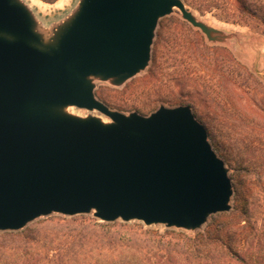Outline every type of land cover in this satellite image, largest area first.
<instances>
[{
	"label": "water",
	"instance_id": "obj_1",
	"mask_svg": "<svg viewBox=\"0 0 264 264\" xmlns=\"http://www.w3.org/2000/svg\"><path fill=\"white\" fill-rule=\"evenodd\" d=\"M175 9L211 42L234 36L184 0H79L49 29L24 0H0V232L54 213L194 231L232 210L229 169L190 106L125 114L96 95L97 80L148 68Z\"/></svg>",
	"mask_w": 264,
	"mask_h": 264
},
{
	"label": "rangeland",
	"instance_id": "obj_2",
	"mask_svg": "<svg viewBox=\"0 0 264 264\" xmlns=\"http://www.w3.org/2000/svg\"><path fill=\"white\" fill-rule=\"evenodd\" d=\"M24 1L46 29L64 20L79 3V0ZM189 9L201 20L234 36L226 42H211L200 29L182 17L179 9H175L159 22L152 59L146 70L121 86L96 81L97 97L113 110L125 114L150 115L161 106H190L197 119L206 125L211 144L229 169L234 188L232 210L212 215L200 229L192 231L168 228L163 224L146 225L138 220L115 221L156 231L167 238H174L180 232L194 237L213 223L223 226L224 233L232 227L236 222L232 211L243 183L237 162L239 149L241 145H259L264 141L258 125L259 114L264 113V34L253 27L223 21L213 13L203 15L192 7ZM250 72L253 77L249 76ZM243 81L249 87L243 86ZM70 111L80 116L98 115L106 121L111 120L99 111L77 107L70 108ZM72 218L103 223L93 213L72 217L54 213L38 218L26 228H48ZM24 229L3 231L0 235Z\"/></svg>",
	"mask_w": 264,
	"mask_h": 264
},
{
	"label": "trees",
	"instance_id": "obj_3",
	"mask_svg": "<svg viewBox=\"0 0 264 264\" xmlns=\"http://www.w3.org/2000/svg\"><path fill=\"white\" fill-rule=\"evenodd\" d=\"M184 1L203 15L213 13L264 34V0ZM242 85L249 87L246 81ZM259 117L264 135V113ZM242 146L237 156L242 190L232 211L236 222L225 233L213 223L194 237L180 232L167 238L127 223L64 219L48 228L0 235V264H264V141Z\"/></svg>",
	"mask_w": 264,
	"mask_h": 264
}]
</instances>
